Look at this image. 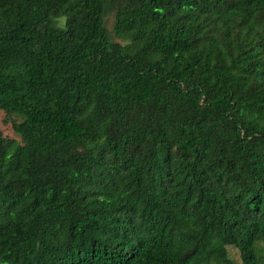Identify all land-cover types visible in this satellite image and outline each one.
I'll return each mask as SVG.
<instances>
[{
	"label": "trees",
	"instance_id": "16d2710c",
	"mask_svg": "<svg viewBox=\"0 0 264 264\" xmlns=\"http://www.w3.org/2000/svg\"><path fill=\"white\" fill-rule=\"evenodd\" d=\"M0 110V264H264V0H0Z\"/></svg>",
	"mask_w": 264,
	"mask_h": 264
},
{
	"label": "rangeland",
	"instance_id": "374dc122",
	"mask_svg": "<svg viewBox=\"0 0 264 264\" xmlns=\"http://www.w3.org/2000/svg\"><path fill=\"white\" fill-rule=\"evenodd\" d=\"M114 22V14L110 13L107 17V25L109 29H112ZM19 120V118H18ZM0 128L3 131L4 135L16 138L17 140H20V136L14 131L12 122L7 117L6 113L4 111L0 110ZM229 251L231 256L240 264H242V258L240 256V252L236 247L230 246Z\"/></svg>",
	"mask_w": 264,
	"mask_h": 264
}]
</instances>
